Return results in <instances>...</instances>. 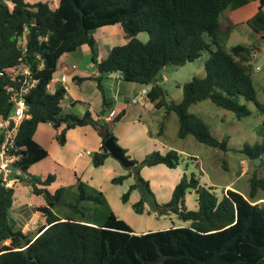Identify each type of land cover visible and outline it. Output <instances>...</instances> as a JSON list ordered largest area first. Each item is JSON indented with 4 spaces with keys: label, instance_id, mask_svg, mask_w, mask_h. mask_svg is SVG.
Listing matches in <instances>:
<instances>
[{
    "label": "trees",
    "instance_id": "trees-1",
    "mask_svg": "<svg viewBox=\"0 0 264 264\" xmlns=\"http://www.w3.org/2000/svg\"><path fill=\"white\" fill-rule=\"evenodd\" d=\"M250 1L254 0H58L53 8L44 1L0 0V116L11 110L5 92V86L10 83L5 76L8 68L22 59L38 79L25 95L30 117L20 123L15 139V153L19 157L14 165L28 171L47 156V150L33 138L41 123H48L56 130L55 138L60 145L64 144L68 129L91 125L102 140L100 150L91 153L92 165L100 166L110 156L104 142L112 137L117 143L111 124L122 118L124 110L109 122L95 118L90 110L82 115L64 113L62 102L66 89L58 86L49 91L47 87L58 58L82 45L90 48L98 74L77 77L76 81H96L104 113L110 111L112 104L104 94L101 80L118 72L127 82L150 85L148 100L156 109L164 110L157 136H161L165 120L173 112L178 121L179 138L191 135L198 142L217 148L220 141L189 107L209 100L241 119L248 116L250 110L240 99L252 101L263 115V137L252 145H244L239 152L251 160L263 156L264 103L256 99L251 47L235 44L227 48L219 37L220 15ZM258 1L257 11L241 25L264 37V0ZM114 24L120 25L129 40L112 46L104 58L98 59L93 33L99 27ZM140 32L148 34L145 42L137 38ZM202 51L208 52L203 64L204 76H193L183 82L179 101L167 99L157 83L160 71L167 65L181 66L193 61ZM121 148L126 153V149ZM126 156L134 162L133 166L127 168V174L110 179L113 184H121L133 175L134 183L121 195L123 203L132 190L140 185L149 186V181L140 174L143 166L161 163L175 168L181 160L173 148L166 153L154 150L141 160L127 153ZM55 177L47 174L44 178L32 176L30 180H23L28 181L32 193L42 195L46 203L36 207L44 217V224L34 237L14 225L11 216L14 187L0 185V264H264V204L255 202L257 190L264 189V178L250 179L247 196L239 190L226 189L218 197L214 188L201 184L193 172L184 173L170 199L150 209L158 215L172 212L178 220L187 223L134 233L131 226L111 210L101 224H92L85 218L59 217L53 207L64 203L69 187L60 186L51 193L47 186ZM75 187L77 201L105 203L102 192L79 177ZM188 189L196 194L195 209L185 205ZM144 203L146 200L141 196L132 208L141 214ZM74 207L79 211L78 205ZM80 213L83 217L84 213ZM160 256V261L153 262Z\"/></svg>",
    "mask_w": 264,
    "mask_h": 264
},
{
    "label": "rangeland",
    "instance_id": "rangeland-1",
    "mask_svg": "<svg viewBox=\"0 0 264 264\" xmlns=\"http://www.w3.org/2000/svg\"><path fill=\"white\" fill-rule=\"evenodd\" d=\"M27 1H44L52 6L53 0ZM227 13L228 12L225 11L221 15L222 29L219 33L220 41L227 48L235 44L250 45L252 53L250 64L256 90V99L260 103H264V37L255 35L254 32L249 31L248 28H243L240 24H232L230 20H227ZM98 33L100 34V31H96L93 34L94 37L98 38ZM26 37L27 35L25 31L22 38L23 44L26 41ZM137 38L140 41L145 42L148 39V34L146 32H140L138 33ZM117 44H121V42L118 40L114 45ZM103 52H105L104 49ZM207 56L208 52L202 51L201 55L193 61L187 62L181 66L167 65L160 71L157 76V83L163 88L167 99L179 101L182 98L181 84L193 76H204L203 64ZM55 84L56 83L53 82L51 85L54 87ZM125 85L127 84L125 83ZM240 101L250 110V114L241 119H236L231 111L218 107L212 104L209 100L197 102L189 107L191 113L201 117L208 125L212 135H214L220 142L225 143V150L200 143L191 135H188L183 139L179 138L177 136L178 121L173 112L168 115L165 120L164 130L161 133V136H158L165 146L181 151L183 157L186 156V153L189 154L187 156L190 157L187 158L188 161L186 162L189 163V168L193 169L195 167L193 173L196 178H198L202 184H211L210 186L214 188L218 197H220L226 189L239 190L247 196L250 189V179L254 176L264 178V155L258 158L257 164L255 165L253 160L239 152L244 145H252L262 139L263 115L257 110L252 101H246L244 99H240ZM127 109L128 117L134 116L139 110H142V116L147 120L148 125L153 127V129L151 128L153 131L158 132L159 122L162 120L164 114L163 109H154L151 112L153 115H157L158 124H156V126L152 125V115L150 112L143 109L141 101L138 103L130 102ZM44 127H47L46 131ZM51 128L52 127L48 125H40L34 135L36 141L47 144L53 134ZM175 171H179V169ZM28 173L31 177L34 176L39 178H43L47 174H54L57 180L48 187V190L51 193L60 186L69 187V190L63 197V201L64 203L70 204L64 205V203H58L55 204L53 208L57 213H62L63 209H66V211H68L67 214L74 219L85 218L86 220L95 221L98 224H101L103 223L108 210H111L116 216H120V219H123L128 223L135 232L157 230L180 224L179 220L172 212L158 215L148 207L147 213L145 210L141 214L136 213L132 208L133 203L129 205L128 203H123L121 201V195L127 190L125 189L126 186L113 184L106 175L101 178V191L105 203H95L93 201H77L78 193L75 184H70L73 179L71 172L66 168H57L50 158L43 159L33 164L29 168ZM143 173L145 177L150 175L151 177L160 176L158 175V171L151 166L144 168ZM189 174L190 173H187V175ZM27 182L28 181H22L20 184L23 185L14 186L16 192L15 197H17L18 194H24V196L28 198V196L31 195L30 197L33 198L34 201L42 200L43 203L46 204L42 195L30 194L32 191L31 189L26 193L25 188H28ZM226 184H229L230 186L227 188L224 187ZM163 191L164 193L168 192L165 187L163 188ZM162 197H165L164 194H162ZM256 197L257 200L255 202L264 204V189L259 188ZM193 198L194 195H191V199ZM160 200L161 199H158V201ZM189 200V194L187 193L185 197V205L188 208H190L189 206L191 205H189ZM131 201H133L132 197ZM75 205H78L79 211L75 210ZM18 208L20 207L15 203L13 212L15 217L20 216L17 213ZM149 210L150 212H148ZM80 212L84 213L83 217ZM151 214L154 216H150ZM23 215L26 216L25 214ZM36 215L42 217L40 211H38V214ZM21 219L23 220L24 218L21 217ZM41 221H43V218L33 225L35 227L34 230L38 229L37 227L40 225Z\"/></svg>",
    "mask_w": 264,
    "mask_h": 264
},
{
    "label": "crops",
    "instance_id": "crops-1",
    "mask_svg": "<svg viewBox=\"0 0 264 264\" xmlns=\"http://www.w3.org/2000/svg\"><path fill=\"white\" fill-rule=\"evenodd\" d=\"M57 4L58 0H53L52 6H50L55 8ZM258 4L259 1L254 0L248 2L247 4L241 6L236 10H225L228 12L227 20H230L234 25L240 24V26H242L241 24H244L245 21L257 11ZM96 31H100V34L98 33V38L95 37L98 59L104 58L107 55L109 49L114 46L116 41L119 40L121 44H123L129 40V37L123 32L120 25L118 24L105 25L97 28L94 33ZM103 49L105 50V52H103ZM97 74V68L91 60V50L87 45H82L73 51L63 54L58 58L56 62V70L53 73L52 80L48 84V87L50 91H54L58 86H63L66 89V93L62 102V111L64 113H74L76 115H82L86 110H90L94 114L93 116L95 118H100L109 122L117 113H119L121 110H124V115L122 116V118L119 121L112 123L111 129L113 134L117 138V143L121 147L125 148L126 153L134 159L141 160L145 155L154 150H158L161 153H166L169 149H171L170 147L163 144L162 140L157 136V132L152 130V126L150 127L148 125L147 120H145V118H143L142 116V110H139L134 116L128 117L127 107L130 102H132L131 98L139 93L143 88H150V85L127 82L120 77V74L118 72H112L103 77L101 83L104 89V94L107 100L112 104L110 111H114V115L110 116V111L104 113V111L102 110V96L100 90L97 88L96 81L94 79H85L83 81H80L79 83L76 81L77 77L90 75L96 76ZM62 75L66 76V80L64 82H61L59 80ZM53 82L56 83L54 87L51 85ZM125 83L127 85H125ZM141 102L142 107L145 111L151 113L154 109H156L147 97L143 98ZM151 115V120L153 119L152 125L156 126V124H158L157 115H153L152 113ZM40 125L50 126V124L48 123L39 124L34 135L36 134ZM44 128L46 131L47 127ZM51 129L53 131V134L47 144H44V142L36 141L34 135L33 138L47 150L48 154L43 159L50 158L51 161L59 169H69L73 177L70 184H75L77 177H79L89 186L101 191V178L104 175H106L107 178L111 179L114 176L128 173V169L124 168L112 156H108L104 160V163L100 166L94 167L92 165L91 153L100 150L102 140L97 131L91 125L76 126L74 128L68 129L65 133V142L62 145H60L55 138L56 130H54L53 128ZM177 152L180 154L181 163H179L175 168H169L161 163L151 166L158 171V175L160 176L151 177L150 175L145 177L143 170L148 166H144L140 169L141 176L149 181V187L157 203L168 201L171 197L174 186L179 182L181 176L184 173L187 174L193 172V169L195 168L194 167L193 169H190L189 163H186L188 161L187 158L190 157L187 156L189 154L185 152L186 156L183 157L181 151L177 150ZM165 166L169 169H167ZM185 167H187L188 169ZM176 168H178L179 171H175L178 170ZM56 180L57 179L55 177V180L49 186H47V189ZM132 183H134V177L133 175H130L119 185L126 186L125 189H127ZM15 185L20 186L23 184L16 183ZM206 185L210 186L211 184ZM229 186V184H226L224 187L227 188ZM164 187L166 188V190H168V192L165 191L166 193H164ZM30 189L31 186L28 185V188H25L26 193L30 191ZM187 193L189 194L190 199L189 205H191L189 206L190 208H188L187 206L186 207L188 209H195L197 207L196 194L192 189H188L186 191L185 197ZM241 193L243 194V192ZM30 194H33L32 191ZM162 194H164V198L162 197ZM191 195H194L193 199H191ZM30 196L31 195H29L27 198L24 196V194H18L17 197H14L11 207V216L14 220L15 227L20 228L22 232L28 233L30 237H34L38 229L34 230L35 227L33 225L36 224L39 220H42V218L43 221H41L40 225L37 228L44 224L43 215L42 217L36 215L38 214L36 207L44 205V203L42 200L34 201ZM131 197L133 201H131ZM140 198V192L138 191V189H134L130 192L126 203L130 205L138 201ZM158 199L161 200L158 201ZM15 203H17V206L20 207L17 209V213L20 216L17 217L13 215ZM148 207H150V205L144 203V210L146 213ZM53 211L57 213L55 210ZM67 212L68 211H66V209H63V214L57 213V215L61 218L71 217L69 214H67ZM23 214H25L26 216H24ZM150 216L154 215L151 214ZM21 217H23L24 219L22 220ZM87 221L91 222L92 224H98L95 221ZM179 222L180 224H176L174 226H180L187 223L182 222L181 220H179ZM147 231L149 230H144L141 232L134 231V233H142Z\"/></svg>",
    "mask_w": 264,
    "mask_h": 264
},
{
    "label": "built area",
    "instance_id": "built-area-1",
    "mask_svg": "<svg viewBox=\"0 0 264 264\" xmlns=\"http://www.w3.org/2000/svg\"><path fill=\"white\" fill-rule=\"evenodd\" d=\"M5 76L10 81L5 86V92L11 110L7 115L0 116V185L8 188L14 187L16 183L23 180L31 179L27 171H23L14 165L19 157L15 153L17 150L15 139L22 120L30 117L25 95L36 85L38 79L33 77L29 65L22 59H19L18 63L8 68L5 71ZM59 80L64 82L66 76L62 75ZM149 89L148 87L143 88L131 98V101L137 103L143 100L147 97ZM48 90L50 91L49 87ZM109 115L113 116L114 111H110Z\"/></svg>",
    "mask_w": 264,
    "mask_h": 264
},
{
    "label": "water",
    "instance_id": "water-1",
    "mask_svg": "<svg viewBox=\"0 0 264 264\" xmlns=\"http://www.w3.org/2000/svg\"><path fill=\"white\" fill-rule=\"evenodd\" d=\"M104 146L106 147L108 153L110 156H112L114 159H116L123 167L129 168L133 166L134 162L126 156V153L122 151V148L113 140L112 137H109L105 140ZM218 148L221 150H225V143L220 142L218 145ZM258 161V158L253 159V163L256 165ZM138 191L140 192L141 196L144 200H146V203L150 206L155 207L157 205V201L150 189L149 186L146 185H140L138 187ZM162 259V256H160L158 259H156L153 262H158Z\"/></svg>",
    "mask_w": 264,
    "mask_h": 264
}]
</instances>
